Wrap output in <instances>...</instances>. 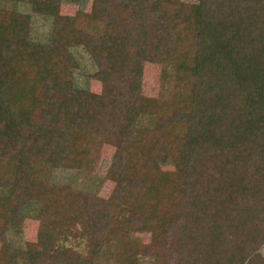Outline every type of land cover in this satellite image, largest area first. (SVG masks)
Listing matches in <instances>:
<instances>
[{"label":"trees","instance_id":"1","mask_svg":"<svg viewBox=\"0 0 264 264\" xmlns=\"http://www.w3.org/2000/svg\"><path fill=\"white\" fill-rule=\"evenodd\" d=\"M61 1L0 7V264H135L130 230L174 264H264V0H93L74 15ZM19 3L53 18L49 44ZM79 47L100 92L74 84ZM143 62L161 66L155 100ZM103 143L109 199L52 182L54 167L96 180ZM31 204L36 239L19 248Z\"/></svg>","mask_w":264,"mask_h":264},{"label":"rangeland","instance_id":"2","mask_svg":"<svg viewBox=\"0 0 264 264\" xmlns=\"http://www.w3.org/2000/svg\"><path fill=\"white\" fill-rule=\"evenodd\" d=\"M186 3H197L198 0H183ZM93 0H67L61 1L59 5L60 12L67 15H74L79 12L91 11ZM7 0H0V7L6 8ZM17 10L26 13L31 17V40L39 43L49 44L52 38L53 18L37 14L32 11L31 5L27 3L17 4ZM75 58L78 61L79 67L75 70L74 84L76 87L86 89L91 92H100L101 84L97 81L93 74L98 71V68L91 55L83 48L72 49ZM143 79L141 82L142 93L146 98L155 100L160 94V85L158 84L161 66L157 63L143 62ZM155 116L153 114H142L137 121V128L151 130L155 125ZM115 148L108 144H101L98 148V159L91 169V174L96 178L93 182L89 177L80 172L79 168L54 167L52 170V182L57 185H71L78 190H86L88 187L94 193L103 199H109L115 189L116 183L107 177L109 167L112 164ZM160 168L162 171H170L174 169V165L168 156L160 157ZM28 211L24 212L25 228L21 232L11 233L9 239L17 247H22L26 241H35L37 230V214L38 206L31 204ZM129 237L132 238L133 256L135 264H174L176 261L175 253L167 254L169 261L162 255L160 241L151 233H139L129 231ZM114 249L113 243L105 245L104 251L111 252ZM264 257V243L258 249ZM22 264V263H21ZM108 264H122L117 262H109Z\"/></svg>","mask_w":264,"mask_h":264}]
</instances>
